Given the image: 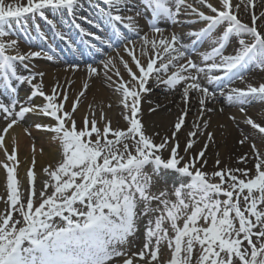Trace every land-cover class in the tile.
Listing matches in <instances>:
<instances>
[{"label":"snow or ice","instance_id":"obj_1","mask_svg":"<svg viewBox=\"0 0 264 264\" xmlns=\"http://www.w3.org/2000/svg\"><path fill=\"white\" fill-rule=\"evenodd\" d=\"M85 2L0 0V84L8 93L5 102V94L0 92V118L5 122L0 128V149L10 162L3 164L8 194L6 211L0 215V264H109L121 256L127 257L122 264H162L165 244L171 255L163 264H264V152L248 134H243L239 143L250 144L254 171L220 168L219 159L217 170H204L206 151L214 141V133L208 131L209 114L217 111L207 103L216 98L217 91L230 103L240 105L243 121L235 115L229 119L237 127L243 122L264 139V123L248 116L243 106L257 99L264 102V82H248L244 88L230 86L236 79L245 81L253 70H258L264 80V0H95L93 14L80 15ZM129 12L134 14H125ZM148 14L151 35L139 26V19ZM68 15L71 27L82 38H88L81 39V43H87L93 57H104L85 64V69L89 78L99 77L103 69L104 79L120 94L126 128L111 127L103 111L97 117L89 105L92 115L86 114L83 127L78 129L74 114L89 88L88 81L72 99L71 107H66L67 86L72 81H57L46 92L45 73L33 71L30 66L34 58L56 59L52 45L47 50L40 47L21 52L19 39H5L22 31L29 44L37 38L46 41L48 37L36 22L39 19L67 47L76 49L75 39L62 23ZM165 18L188 26L189 44L177 32L165 35L158 24ZM13 23L20 28L14 29ZM197 24L202 26L194 27ZM33 32L38 35L33 36ZM205 44L207 48L200 50ZM105 47L115 55L106 53ZM120 47L132 65L124 59ZM228 48L232 49L230 53ZM10 49L14 55L9 54ZM140 56L145 58L143 62ZM118 64L126 70L127 79ZM17 65L28 74H19ZM79 68L78 63L67 66L68 70ZM170 69L175 70L169 72ZM153 77L157 85L163 83L170 89L183 83L181 100L186 105L173 124L171 136H162L158 143L155 137L159 133L147 134L140 115L142 95L151 91L148 84ZM202 80L217 85V91L210 90ZM13 81L30 86L27 102L19 100ZM193 93L199 107L181 155L178 134L185 125ZM37 96L45 103L32 104L31 98ZM27 114L54 119V126L33 127L55 133L62 146V158L42 169L49 179L42 182L38 192L27 189L29 195L24 202L17 180L16 151L9 153L5 137ZM98 120L102 128L97 126ZM24 130L28 132V127ZM201 136L205 143L194 153L192 149ZM164 151L169 153L167 159ZM247 159L245 154L238 162L246 163ZM149 164L152 173L145 172ZM162 169L173 170L182 178L173 185L171 195L175 199H169L166 190H151L153 176ZM27 175L37 179L33 171ZM33 197L40 201L38 206L34 207ZM150 212L157 214L147 222L142 248L137 253H127L122 246L138 231L140 217ZM13 213L19 218L14 219Z\"/></svg>","mask_w":264,"mask_h":264},{"label":"bare ground","instance_id":"obj_2","mask_svg":"<svg viewBox=\"0 0 264 264\" xmlns=\"http://www.w3.org/2000/svg\"><path fill=\"white\" fill-rule=\"evenodd\" d=\"M189 1L193 2V0ZM9 2H11V0H9ZM213 2H215V0H213ZM234 2H240V0H234ZM94 3V0H86L83 5V9L84 7L92 6V4ZM244 3H246V0H244ZM204 10L207 11V9ZM257 11H259V8L257 9ZM244 19H247V17H244ZM66 20H68V16H64L62 18L64 27L66 25ZM36 22L40 23L41 29L44 32H48L47 25L45 26V23L42 20L38 19ZM158 22H163L164 25H167L165 23H168V20H159ZM12 26L14 29L20 28V26L17 27V24L15 23H13ZM159 26L162 27V25L160 24ZM201 26L202 25L197 24V26L194 27L199 28ZM171 32H177L181 34L180 30L173 27L172 31L165 30V35ZM148 34L151 35L150 32ZM32 35L37 36L38 34L34 32L32 33ZM181 36L183 39L188 37L186 33L181 34ZM5 39H19V49L21 52H27L29 50H40V47H43L45 50H47V45H45L44 42L39 38H37L33 44H29L28 36H25L22 31L19 32L18 36L11 35L5 37ZM231 51L232 49L228 48L227 52L230 53ZM120 52L124 56V59L128 60L129 64L132 65L130 57L123 52L122 47H120ZM79 53L72 54L69 51L61 52L55 55L56 59H54L53 61H49L43 57H41L42 59L34 58V63L30 66L32 67L33 71H43L45 73V75L43 76V84L44 90L46 92H50L53 85L57 81H59L61 84H65V82L68 80L72 81V84L70 86L66 85L69 92V101L66 104V107L69 108L71 107L72 99L79 93L83 83L86 80L88 81L89 88L86 91V95L82 98L81 103L78 105V111L74 114L78 129L83 127V119L85 115L87 114L89 115V117H91L92 115V111L89 108V105H91L92 108L95 109V115L97 117H99L101 111H103V113L106 115V118L111 121V127H120L122 129L126 128L127 124L124 119L122 105L117 102V97L119 96L120 98V94L115 91L114 85L110 81L104 79L103 69L101 68V75L99 77L89 78L85 66H81L83 64L85 65L87 63H92L93 59L99 61L101 56L97 55L93 57L92 52H83L82 54L81 52ZM109 55H115V52L111 51ZM137 55L139 56V46L137 48ZM139 58L142 60V62L145 59L142 56H140ZM73 63H78L80 65L79 70L67 69V66ZM118 66L121 68L122 75H124L125 79H127L128 77L126 70L119 64ZM21 74L27 75L28 73L24 71V73ZM165 78L166 76H164L162 79ZM115 79L116 78L113 76V80ZM248 82L256 84L257 82H264V80H262V74L258 70H253L246 75L245 81L236 79L230 86L244 88L246 86V83ZM2 85L3 84H0V92H4V94L8 95L6 90L3 89ZM179 86L181 85H178L175 89H170L163 83L152 86V83L149 81L148 87L156 90L157 92L153 94L150 91L142 95L140 105L142 124L144 125L147 134L152 135L153 133H159V135L155 137V141L157 143L160 141V138L162 136H171L173 124L176 118L181 114V110L186 107V105L181 100V94H179V97L176 96V94H178L176 93V89L179 88ZM23 87L30 86L24 83ZM208 87L212 91H217L218 88V86L215 84L208 85ZM191 95V102L187 105L189 111L185 118V124H190V130L192 129L193 121L196 118L197 108L199 107L195 99L196 94L193 93ZM27 101L28 99L21 100V102ZM31 103L42 105L43 103H45V101L43 98H39L37 96L31 98ZM172 103L175 104L171 105ZM109 104H111L110 108L107 106ZM156 105H159L160 107L156 111H152L151 109H153ZM207 106L210 108H215L217 109V111L215 113L209 114L211 115V127L208 129V131H212L214 133V141L209 143V147L206 151L205 158L207 160V164L204 170L209 173L217 170L216 160L219 159L221 162L219 165L220 168H246L254 171L255 157L252 155L250 144L245 143L241 145L239 143V140L243 134H248L252 143L256 144L257 142L262 141L260 147H258L257 144L256 146L260 149V151L264 152V139H262V137L250 126H247L246 124L241 122L239 124V127H237L236 122L229 119V116L235 115L238 121H243L244 117L239 112L240 105L230 103L229 101H227L225 96L220 95L219 91H217L216 98L214 100L208 101ZM243 106L245 107V109L250 108L254 110L256 109V107H258L259 109L264 111V102L258 99L251 101ZM220 109H223V112H220ZM167 111L169 113H167ZM189 113H192V115H190ZM55 123L56 122L54 121V119H47L44 116H37L36 114H27L25 120L18 125H14L13 129L10 130V133L6 135L5 147L8 149L9 153L15 150L17 155V164L15 165V167L17 172L19 191L23 192V190L27 187L28 179H32L27 175L29 171H33L38 177H44L45 173L42 171V169L49 165H55L62 158V146H60L59 140L55 138V133L33 127V125L35 124L54 126ZM260 123H264V121H261ZM2 124L3 126H5V122H3ZM222 125L224 127H221ZM26 126L28 127V132H25L24 130ZM97 126L102 128L103 124L98 120ZM186 137L187 133L184 132L180 133V136L178 137L181 144V155H183V147ZM204 143L205 138L201 136L198 142L194 145L192 151L194 153L198 152L203 147ZM245 154H247L248 156L247 162H238L239 158ZM168 155L169 153L167 151L163 152V157L165 159L168 158ZM33 160H35L34 165L32 163ZM6 162H8L6 160V154L2 149H0V215L4 214L7 208V205L5 203L6 196L8 194L6 191V169L3 167V164ZM150 165L151 164H149L146 168H148L152 173L153 167ZM168 171L170 170H163L161 174L155 175L153 179L156 182L161 180L165 181L164 177L166 175L163 174ZM184 180L187 182V178H184ZM168 184L172 185L173 181ZM171 188H173V186H171ZM49 190L51 191V189ZM22 200L25 201L23 195ZM36 204L38 205L39 202H37ZM13 218L18 219L19 217L16 213H13ZM19 226L21 225H17V227ZM141 236L142 235L135 233V235L130 237L129 240L122 246V248H125V250L128 251H133V249L129 248L136 249V247H139L144 243ZM162 250L164 252V256L169 258L171 253L170 251H167L166 244L162 247ZM128 253L131 254L130 252ZM123 257L125 256L116 257V259L119 261L121 260L122 262L124 259Z\"/></svg>","mask_w":264,"mask_h":264},{"label":"rangeland","instance_id":"obj_3","mask_svg":"<svg viewBox=\"0 0 264 264\" xmlns=\"http://www.w3.org/2000/svg\"><path fill=\"white\" fill-rule=\"evenodd\" d=\"M17 27H19V25L17 24ZM180 29H182V28H180ZM9 54H15V51L14 50H9ZM194 56V55H193ZM104 58V57H103ZM34 60V59H33ZM32 60V62H31V64H33L34 63V61ZM17 71H18V73L19 74H21V73H24V70L19 66V65H17ZM171 71H174V69H170L169 70V72H171ZM164 76H162V78H163ZM151 83H152V86L153 85H156V83L154 82V78H151L150 80H149ZM14 82V81H13ZM151 86V85H150ZM29 89H28V92L30 93V87H28ZM157 91L156 90H154V89H151V93H156ZM181 92H182V90H178V91H176V93H178V94H176V96H180L179 94H181ZM166 94H169V93H166ZM16 95H18V98L19 99H21L22 97H21V94L20 93H17ZM166 96V95H165ZM39 98H41V97H39ZM118 98V100H117V102H119L120 101V98H119V96L117 97ZM158 98H162V97H158ZM175 103H172L171 105H174ZM246 110V112H247V115L248 116H250V117H252L256 122H261V121H264V111H262L261 109H259L258 107H256V109L254 110V109H250V108H247V109H245ZM167 113H169L168 111H167ZM190 115H192V113H189ZM37 116L39 115V116H44V115H42V114H36ZM243 116V115H242ZM44 117H46V116H44ZM47 119H53V118H50V117H46ZM4 122V120L2 119V118H0V128H2L3 127V123ZM190 131V124H185L184 126H183V128H182V130H181V132L180 133H188ZM180 133L178 134V137L180 136ZM257 144V146L258 147H260V145L262 144V141H260V142H257L256 143ZM150 166H152V165H150ZM162 171H163V169L159 172V174H161L162 173ZM145 172H147V173H151L150 172V170L148 169V168H145ZM163 175H166L165 177H164V179H165V181L164 180H161V181H158V182H156L154 179H153V184H152V188H151V190L153 191V192H159V191H163V190H166V191H168L169 193H170V196H169V199H175V197L174 196H172L171 195V193L173 192V188H171V186H173L174 184H177V183H179L180 181H181V177H180V174H178V173H175L173 170H170V171H168V172H166L165 174H163ZM154 177V176H153ZM38 179V180H37ZM37 179L34 181V180H32V179H28V183H27V187L23 190V196H24V199H25V201L24 202H26V198L28 197V195H29V192L28 191H26L27 189H30V188H35V190L38 192L42 187H43V181H45V180H48L49 178L47 177V175L45 174V176L44 177H38L37 176ZM183 180H184V178H183ZM171 181H173V184L172 185H170V184H168V183H170ZM184 182L185 183H187L185 180H184ZM48 191H50V190H48ZM33 200H34V207L35 206H38L36 203L37 202H40L39 200H37L35 197H33ZM141 207H143L142 205H141ZM153 207H155V204H153ZM157 213H154V212H150L147 216H141L140 217V219L137 221V228H138V231L136 232V234H139V235H142L141 236V238H142V240L145 242V239H146V236H145V229H146V227H147V222H148V220L150 219V218H154L155 217V215H156ZM153 226H154V224H153ZM142 232H143V234H142ZM169 233H170V235L172 234L171 233V230H169ZM144 244V243H143ZM143 244L142 245H140L139 247H136V249L135 248H129V249H133V251L131 250V251H128V250H125V248H123L124 249V251H127V253L128 252H130V253H137L141 248H142V246H143ZM167 251H169V249L167 248ZM124 259L125 258H127L126 256L125 257H123ZM161 261H162V264H163V262L164 261H166L168 258L167 257H165L164 256V252H163V250H162V255H161ZM123 262V261H122ZM122 262H121V260L119 261V260H117L116 259V257H114L113 258V260L112 261H110L109 262V264H122ZM141 264H142V262H141Z\"/></svg>","mask_w":264,"mask_h":264}]
</instances>
